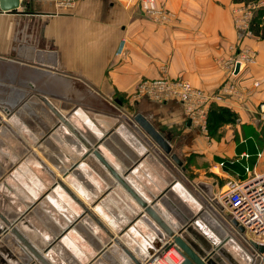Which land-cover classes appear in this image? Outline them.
I'll return each instance as SVG.
<instances>
[{
    "label": "crops",
    "instance_id": "obj_1",
    "mask_svg": "<svg viewBox=\"0 0 264 264\" xmlns=\"http://www.w3.org/2000/svg\"><path fill=\"white\" fill-rule=\"evenodd\" d=\"M155 1L159 7L171 11L173 16L169 21L155 20L143 9L142 0H77L73 7L65 9L59 8L54 0H21L17 11H0V89L13 96L17 85L22 83L48 94L52 100H75L79 96L74 90L78 81L93 94L119 104L116 95L128 97L142 79L164 74L182 78L209 93H216L228 81L233 82L236 92L227 93L216 103L229 108L234 119L212 131L209 125L208 131L204 132L191 123L177 100L151 102L153 111L148 117L172 146L179 148L185 171L173 161L143 156V150L135 146H138L136 140L125 132L117 131L118 138L107 145L109 154L111 152L121 166H125V162L127 167L134 162L142 163L136 170L142 184L173 179L176 172L181 175L178 181L189 193H200L195 182L205 181L214 184L218 197L228 181L264 170V117L261 115L262 105L264 108V16L263 23L253 22L250 31L246 32L238 28L234 20L235 8L242 7L243 2ZM17 41L21 44L15 55ZM42 46L47 47L44 52L49 51L47 58L51 62L29 61L35 57L33 51H39L36 48ZM243 52L250 53L253 60L240 63L238 72L235 70L232 76L231 70L237 65L235 60ZM24 57L26 59H22ZM227 60L229 63L224 64ZM257 81L261 82L259 86L255 85ZM71 94L75 97H70ZM117 144L130 152L132 162L122 159L125 153L117 148ZM177 191H173L177 201L167 197L166 207L159 205L161 212L170 213L173 225L182 226L199 213L197 217L206 226L204 231L215 242L225 238L229 247H233V240L237 238L245 242L233 226L227 207L224 213L213 205L201 209L196 199L187 201ZM201 200L204 202L203 194ZM134 207L135 215L139 209ZM119 218L122 221L117 219L120 222L115 227L117 231L129 222V215ZM132 226L136 230L130 228L127 232L131 238L129 243L134 245L133 252L139 257L136 250L143 241H150L152 230L148 229L146 220ZM35 227L47 240L57 234ZM114 234L120 239L117 232ZM79 239L83 240V237ZM56 245L59 249L54 250V264H58V260L61 264H85L90 260L79 251L82 248L76 246L74 249L63 237ZM125 245L128 247L127 243ZM160 250L155 247L145 260L155 257ZM31 258L22 260V264H29ZM103 262L107 264L106 259ZM245 262L249 264L247 259Z\"/></svg>",
    "mask_w": 264,
    "mask_h": 264
},
{
    "label": "rangeland",
    "instance_id": "obj_2",
    "mask_svg": "<svg viewBox=\"0 0 264 264\" xmlns=\"http://www.w3.org/2000/svg\"><path fill=\"white\" fill-rule=\"evenodd\" d=\"M258 2L259 0L245 3L243 6L256 4ZM260 7L261 6H258V8ZM258 8L253 10V18L255 17ZM263 16L264 15L260 17V15H258L254 22L263 23ZM253 18L251 21V27ZM235 19L236 13L234 20ZM34 20L35 19H33V21ZM30 27L33 29V24ZM20 44L21 42L17 41V51H15V55H17ZM49 45L51 46V44ZM32 49L34 50V48ZM36 49L46 51L47 47L42 46L41 48L37 47ZM52 50L55 49L52 48ZM32 51L31 54L34 52L35 57L33 60L32 58L28 60L36 62L37 51ZM22 59L26 58L24 57ZM152 79L155 78L142 79L137 88L128 97L116 95L117 99L120 101L119 104L114 101H107L100 94H93L92 90L86 89L84 83L78 81L75 82L76 88H74L79 94L77 99H54L55 101L51 98L50 99L55 105H57V107L61 108V110L68 115H72L75 108H81L83 112L89 115L91 120L97 125L96 127L102 130L101 132H97L89 126L88 120L85 119V115L80 117L71 116L72 120L84 130L88 137L93 139L94 135L91 133L92 130L98 136H103L105 132L113 131V133L105 140L108 145L112 140L118 138V136L116 137L117 131L119 133L126 132L127 135H130L136 140L138 146H135L138 149L143 148V156H152L154 158L159 157L163 161H168V157H166L161 151L157 150L154 145L150 144V137L145 135L144 131L138 127L133 119L134 114H136L139 109L145 110L147 116H150L151 111H153L150 107L153 99L148 98V95H143L144 92H148L149 87L146 86V84H149V80ZM74 90L72 93H74ZM36 92H38V90L35 88H28L26 84L22 83L17 85L13 96L11 95V92L0 89L1 98L3 99V102L0 101V206L6 210V215L9 217L17 216L21 211L27 208L29 202L38 201L40 196H44L50 189H52L54 192H51V195L53 194L55 199H59V205H57L51 198L47 200V195L44 199L38 201V205L32 210L33 215L29 217V219L31 222L33 221L32 219H34L35 221H33L32 224L39 227L41 230L52 231L54 233L57 232V234L55 233L53 236V238H55L68 224V220H70L69 218L76 216L75 213H79L78 209H80V205L74 200H68V197L67 199L64 196H61L58 191L56 192V188H54L53 185L58 178H62L67 184H69L75 193L76 189L74 186L76 183H80L82 188L87 190L90 194V197L87 200L85 199L87 205H91L90 203L93 205L94 203L95 205L102 206L105 211L107 210L106 213L109 216L112 217L115 215L116 219L120 222L122 220L119 217L136 213L135 210H133L135 205L130 199H128L121 189V193H119V187L115 185L114 181L109 176L110 174L105 170V167L103 168V165H101L94 156L84 160L86 162L85 166H82V164L81 167H78L79 169L71 172V175H69L68 178L69 181L63 178V170L66 171L73 162L82 159L85 151V149H82L84 145L74 134L69 130H66L64 127L52 131L58 118L48 106L35 95ZM71 95L69 96L75 97L74 94ZM10 100L17 102L18 104L14 107H11L8 104L11 107H9L11 112H6L3 110V107L4 104H7L5 101L8 102ZM19 100L20 102H18ZM158 102L163 103L164 101L160 100ZM185 113L188 116L186 111ZM128 140L131 142L130 139ZM260 142L261 141H258L259 144H261ZM117 146L120 151L125 153H123L124 156L122 159L124 160L125 158L126 161L132 162L133 156L130 155V152L118 144ZM103 147L104 149H108L107 146ZM173 150H177L176 152L178 153L179 148L173 147ZM125 163L128 164L127 162ZM175 174L177 175L176 177H181L179 173L175 172ZM186 174L189 176L188 173ZM239 176L243 177V174H240ZM109 185L114 187L112 192L114 194H111L112 196L109 194L104 195V192ZM116 188L118 189L117 192ZM175 194L169 196L172 197V201H177ZM81 198L84 199L82 196ZM97 200L98 203L96 202ZM111 212L113 214H111ZM119 221L117 223L118 226L120 223ZM87 223L91 225L90 222ZM84 225L88 224L85 223ZM128 236L130 238V234H128ZM13 240L15 241L13 242L14 245L22 255L21 258L25 261L29 260L31 255H26V253L18 247L19 243L16 238ZM162 241L163 240H161V242ZM244 246L249 252H251L248 245L244 244ZM172 250L167 251L165 255H170V253H172L176 256L178 262V260L181 259V256L176 250H173L174 252ZM79 251L81 252V250ZM227 251L232 254L235 261H238L239 264L245 262L237 258L236 254L243 256V260H246L243 255L244 253H240L242 251H238V248L232 247L231 250L228 248ZM113 260L116 261V264H127V258L124 260L122 256L114 255ZM247 260L248 263L251 262V259L248 258ZM161 262L164 263L165 261L161 259ZM177 262L176 264H178ZM261 263L262 260L260 263L258 259L255 260V264ZM164 264L167 263L165 262Z\"/></svg>",
    "mask_w": 264,
    "mask_h": 264
},
{
    "label": "water",
    "instance_id": "obj_3",
    "mask_svg": "<svg viewBox=\"0 0 264 264\" xmlns=\"http://www.w3.org/2000/svg\"><path fill=\"white\" fill-rule=\"evenodd\" d=\"M21 6V0H0V11L15 12ZM49 52V51H48ZM48 52L37 51L36 62L43 64H48L51 61L48 60ZM35 62V63H36ZM240 63L236 65V72L239 70ZM48 67V66H46ZM39 99H41L48 108L57 116L58 121L52 128V131L60 128L62 124L66 125L70 132L74 134L80 142L85 146V151L83 153L82 159L73 162L66 171L63 172V178L69 180V175L71 172L77 170L82 161L87 160L89 157H95L109 172V174L115 179L122 188L131 196V198L137 202L141 207V211L138 210L137 214L129 216V222L126 226L122 227L120 230H116L120 239L114 234V232L109 228V226L95 213L92 211L95 204L90 203L87 205L75 191L67 184L62 178H58L53 187L59 184L62 189L82 208V212L75 216L71 221L68 220V224L60 231V233L52 240H46L43 236L36 230V227L32 224L33 221L29 219L33 215L32 210L38 205V201L44 199L46 194L40 196L38 201H31L27 204V208L16 217L9 218L3 212L0 206V264H22V255L17 250L18 248L8 239H13L7 237V233L13 234L31 253V260L29 264H54L56 262V255L53 252L54 246L62 239V237L71 232V228L74 229L83 237L80 240L78 236H72L76 244L82 248L83 252L90 258V260L85 264H105L103 262L107 260V264H116L113 260V256H123L122 252L128 257L127 264H142L141 258L138 257L130 248H135L133 244H130V238L128 236L129 229L135 223L137 218L144 217L149 229L152 230L153 227L156 229L158 237L153 242V246L156 248H165L166 251L174 248L177 250L183 258L178 264H239L235 261V258L230 252L227 251L231 246L226 245L225 238L221 241L215 242L211 239L210 234L204 231V229L196 221L198 219L199 213H197L192 219L188 220L187 223L182 226L173 225L169 222L165 216H163V210L159 208V205L163 204L166 207V199L170 195H173L174 184L179 177L173 176V179L167 178V181H157L151 183L142 184L139 178H136L137 184L142 187L144 193H141L134 184L128 179L129 175H134L133 165L129 167H123L124 171L116 168L113 163L104 155L101 146H107L106 138L113 133V131H108L103 134V136H98L92 130L93 139L87 137L83 134L84 130L78 129L77 125L73 121H70V115L61 111L57 105L53 103L48 94L36 92L35 94ZM18 104V103H17ZM8 104H4L3 110L6 112H11V107ZM10 107V108H9ZM134 121L144 131L145 135L150 137V144L154 145L157 150L161 151L168 160H171L181 168L183 171L186 170L184 160L181 156L173 150L171 142L163 135V133L156 127V125L151 121V119L141 110H139L133 116ZM88 129V128H87ZM105 135V136H104ZM174 182V183H172ZM196 189L203 194L204 202L201 200V194L191 191L195 195V199L201 204V209L203 206L213 205L219 208L224 213V205L221 204L219 198L215 195L214 184L199 181L195 182ZM110 188L105 190L106 195ZM53 192V191H52ZM100 198V197H99ZM98 203V200L96 201ZM161 203V204H160ZM2 204V203H1ZM88 218L91 223L95 222L98 227V233L95 234V229L93 225H84V219ZM232 224L235 228H238L239 235L245 241H241L237 238L240 244L246 249L244 244L248 245L251 253L252 259L250 264H255L257 258L254 255V250L262 253L264 251V246L259 244L255 240L248 238L245 228L238 223V221L232 217ZM89 226V227H88ZM118 229V228H117ZM164 233V234H163ZM161 235V237H159ZM166 235L170 240H166L164 244L161 240L164 239ZM159 239V240H157ZM249 240L248 241L246 240ZM88 243V245L86 244ZM125 243L130 244L131 247L125 245ZM244 243V244H243ZM18 245V244H17ZM164 245V246H163ZM249 251V250H247ZM153 252V248H150L149 253ZM237 258L243 260V256L236 254ZM154 257V256H153ZM148 258L147 262L150 264L154 261V258ZM58 259V258H57ZM246 259V258H245ZM259 263L260 258H257ZM55 260V261H54ZM150 262V263H149ZM246 264V262H242ZM58 264H61L58 260ZM147 264V263H146ZM264 264V261L261 263Z\"/></svg>",
    "mask_w": 264,
    "mask_h": 264
},
{
    "label": "built area",
    "instance_id": "obj_4",
    "mask_svg": "<svg viewBox=\"0 0 264 264\" xmlns=\"http://www.w3.org/2000/svg\"><path fill=\"white\" fill-rule=\"evenodd\" d=\"M54 1L59 8L64 9L73 7L77 2V0ZM141 4L143 9L159 22H167L173 16L170 10L159 7L155 0H142ZM258 6L264 7V0H259L256 4L236 8V26L246 30V32L250 31L254 15L253 10ZM252 60L250 53L243 52L235 62L242 63ZM228 63L229 60L224 62V64ZM235 70V68L231 70L232 76H234ZM260 84V81L255 82L256 86ZM146 86L149 89L143 95H148V98L156 101L177 100L181 102L190 122L204 132L208 131V112L211 104L222 100L227 96V93L236 92L233 82L230 81L224 83L223 87L216 93H209L202 88L195 87L189 81L182 78H172L166 74L149 80V84H146ZM261 109V115L264 117L263 105ZM218 198L221 204L230 210L232 217L245 228L248 238L251 237L264 246V170L254 171L242 179L228 181L226 189L220 192ZM258 253L260 252L254 250V255L257 258L260 257ZM262 254L264 256V251ZM263 261L264 257L262 258Z\"/></svg>",
    "mask_w": 264,
    "mask_h": 264
},
{
    "label": "bare ground",
    "instance_id": "obj_5",
    "mask_svg": "<svg viewBox=\"0 0 264 264\" xmlns=\"http://www.w3.org/2000/svg\"><path fill=\"white\" fill-rule=\"evenodd\" d=\"M35 88V87H34ZM39 92V91H38ZM41 93V92H40ZM1 98V97H0ZM20 101V100H19ZM18 101V102H19ZM10 104V106L11 107H14V106H16V104H17V102H15V101H13V100H10V101H8ZM11 103H14V104H11ZM62 111V110H61ZM63 112V111H62ZM85 115V119H87L88 120V123H89V126L93 129V130H96L97 132H101L102 130L100 129V128H97L96 126L97 125H95V123L91 120V118L89 117V115H87L85 112H83V110L81 109V108H78L77 110H74L73 112H72V115H70V121H73L74 123H75V125H77V127H78V129L80 130V127L78 126V124H76V122L74 121V120H72V118H71V116L72 117H80V116H84ZM65 128L66 130H69V128L66 126V125H64V124H62V126H61V128ZM70 131V130H69ZM125 131V130H124ZM126 133V132H125ZM83 134H85L87 137H88V135L85 133V132H83ZM144 147V146H143ZM82 149H85V146H83V148ZM101 149H102V152L104 153V155L113 163V165L116 167V168H118L119 170H121V171H124V169H123V167H125V166H121V164L119 163V162H117L116 160H114L113 159V156H112V154H111V152H110V154H109V151H108V149H104V147L103 146H101ZM141 150H143V148H141ZM61 161V160H60ZM37 162H39V161H37ZM83 164V165H82ZM85 164H86V162L85 161H82L81 162V164L79 165V167H81V165L82 166H85ZM101 164V163H100ZM140 164H142V163H137V162H134L132 165H133V170H134V175L132 176V175H129L128 176V179L134 184V186L137 188V190H139L141 193H144V191L142 190V187L139 185V184H137V182L135 181L136 180V178H137V174H136V170L138 169V165H140ZM102 165V164H101ZM132 165H130V166H132ZM103 168H104V166H102ZM127 167V166H126ZM77 169H79V168H77ZM105 170H106V168H105ZM63 171H65V170H63ZM107 171V170H106ZM108 172V171H107ZM109 173V172H108ZM111 178H112V180L114 181V183H115V185L116 186H118L119 187V193H121V190L124 192V194L132 201V203L134 204V205H136V207L141 211V207L137 204V202H135L132 198H131V196L122 188V186H120L118 183H116L115 182V179L111 176V175H109ZM69 181V180H68ZM73 183V182H72ZM174 183V182H173ZM37 185H39V184H37ZM74 186V185H73ZM54 188H56V192L58 191V193L61 195V196H64L65 198H67L68 200H73L63 189H62V187L59 185V184H57ZM74 188L76 189V193L78 194V196L80 195V198H81V196L84 198V199H82L83 201H85V199L87 200L89 197H90V194L88 193V191L87 190H85L84 188H82V186L80 185V183H76V185L74 186ZM107 188H110L109 189V192L107 193V194H109V195H113L114 193H112L113 192V189H114V187L113 186H111V185H109ZM121 189V190H120ZM174 190H178L177 192H180L181 194H183V196H184V198H186V200L187 201H190L191 202V200H195V198L193 197V195L191 194V192L189 193V191L182 185V184H180V182L179 181H176L175 182V187H174ZM53 190L52 189H50L47 193H46V196L48 195V197H46V199L47 200H49L50 198L52 199V200H54V202L57 204V205H59V199H55V197L53 196V194L51 195V192H52ZM118 191V189L116 188V192ZM54 192V191H53ZM105 194V193H104ZM111 195V196H112ZM105 197V196H104ZM122 198H123V196H122ZM46 200V201H47ZM199 203V202H198ZM80 209H78V211H79V213H75L76 214V216H78L82 211H81V207H79ZM2 210H3V212L5 213V215H6V210L4 209V208H2ZM92 211L93 212H95L102 220H107L105 223L110 227V229H112V231L114 230V232H116V230H115V227L117 226V219H116V217H115V215H113L112 217L111 216H109L107 213H106V211L104 210V208L102 207V206H98V205H94L93 206V209H92ZM163 214H164V216L168 219V220H170L171 221V219H172V216L170 215V213L169 212H167L166 210H164V212H163ZM130 216V215H129ZM131 216H133V214H131ZM9 217V216H8ZM14 217H16V215L14 216ZM75 216H73V217H71V218H69L70 219V221L74 218ZM115 217V218H114ZM9 218H11L12 219V217H9ZM128 219V218H127ZM145 221V218L144 217H141V218H137L136 220H135V223L136 222H138V223H143ZM197 222H198V224L202 227V228H206V226H205V223L203 222V221H201L200 220V218H198L197 220H196ZM84 222L86 223V224H88L87 222H92V221H90L87 217L84 219ZM172 223L174 222V221H171ZM176 223V222H175ZM146 224V223H145ZM91 225H93V229H95V230H98V227L96 226V224H95V222H93V223H91ZM133 225H134V223H133ZM89 227V226H88ZM131 229L132 230H136L133 226L131 227ZM155 230V231H154ZM237 230H238V228H237ZM238 232H239V230H238ZM8 235H7V237H10V238H12L11 237V233L9 232V233H7ZM72 234H74L75 236H78L79 238H80V234L74 229V227L73 228H71V232L69 233V235H67V234H65L64 236H63V239L65 240V241H67V243H70V244H73V246H74V249H75V247L76 246H78L77 244H76V242H75V240L72 238ZM164 234V233H163ZM50 235V234H49ZM149 237L151 238L150 239V241L147 239V240H145V241H143V243L142 244H140V247L136 250L137 252H138V255H139V257L141 258V261H142V264H148V262H147V260H145L146 259V257H147V254H148V252H149V250H150V248H151V246L153 245V242H154V237H158V234H157V231H156V229L153 227V229H152V232L150 231L149 232ZM156 235V236H155ZM211 235H213V234H211ZM248 235V234H247ZM164 236V240L166 241V240H170L166 235H163ZM45 237V236H44ZM159 237H161V235L159 236ZM16 237L14 236V238L13 239H15ZM251 238V237H250ZM13 239H8L11 243H12V240ZM53 239V237H49L48 238V240H52ZM251 239H253V238H251ZM16 240L18 241V243H19V245H18V247L19 248H21V250H25V251H27L30 255H31V253L26 249V247L16 238ZM47 240V239H46ZM247 241H248V243H249V240L248 239H246ZM253 240H255V239H253ZM14 241V240H13ZM234 242H233V247H236V248H238V251H242V252H240V253H244L243 255H244V257L246 258V259H252L253 257H252V253L251 252H249V251H247V250H245V248L240 244V242L236 239H234L233 240ZM15 242V241H14ZM164 244V243H163ZM128 245H129V247H131L130 246V244L128 243ZM227 245V244H226ZM57 246V245H56ZM54 247L52 250H53V252H54V250H57V249H59L58 247ZM164 246V245H163ZM77 248V247H76ZM132 251L135 249V248H130ZM157 249H161L160 251H158V253L156 254V256L154 257L155 259H154V261L152 262V263H150V264H164L165 262L167 263V264H176V262H177V258H176V256H174L172 253H170V255H168V256H164V254L165 253H167V251L165 250V248L163 247V248H157ZM173 250H175L174 248H172ZM171 249V250H172ZM135 251V250H134ZM170 251V250H169ZM177 251V250H176ZM77 252V251H76ZM81 252H83L82 250H81ZM136 252V253H137ZM178 252V251H177ZM162 253H164L163 255H162ZM122 254H123V256L125 257V258H128L123 252H122ZM178 254L181 256V259L183 258V256L178 252ZM258 255L261 257H259L261 260H262V258L264 257L263 256V254L262 253H258ZM161 259H163L165 262L164 263H162L161 262ZM181 259L180 260H178V262L177 263H179L180 261H181ZM143 260H145V262L143 261Z\"/></svg>",
    "mask_w": 264,
    "mask_h": 264
},
{
    "label": "trees",
    "instance_id": "obj_6",
    "mask_svg": "<svg viewBox=\"0 0 264 264\" xmlns=\"http://www.w3.org/2000/svg\"><path fill=\"white\" fill-rule=\"evenodd\" d=\"M236 1L249 3L257 0H236ZM258 15H260V17L264 15V8L261 7L257 9V13L253 18V22L254 20L256 21ZM233 119H234V114L229 108L224 106H219L216 102L212 103L208 115L209 130L211 129L212 131L214 127H217L218 125L226 123L229 120H233Z\"/></svg>",
    "mask_w": 264,
    "mask_h": 264
}]
</instances>
